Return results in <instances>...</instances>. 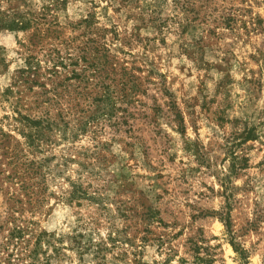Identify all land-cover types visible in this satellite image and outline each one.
<instances>
[{
	"label": "rangeland",
	"instance_id": "obj_1",
	"mask_svg": "<svg viewBox=\"0 0 264 264\" xmlns=\"http://www.w3.org/2000/svg\"><path fill=\"white\" fill-rule=\"evenodd\" d=\"M7 21L1 90L28 54L49 48L63 65L48 190L24 212L61 235L52 264H242L230 231L247 264H264V0H0ZM123 68L135 87L79 131L92 83ZM72 183L92 197L70 199Z\"/></svg>",
	"mask_w": 264,
	"mask_h": 264
},
{
	"label": "trees",
	"instance_id": "obj_2",
	"mask_svg": "<svg viewBox=\"0 0 264 264\" xmlns=\"http://www.w3.org/2000/svg\"><path fill=\"white\" fill-rule=\"evenodd\" d=\"M14 26H17L14 21L0 22V29H13ZM39 50H42V46ZM43 51L45 53L42 59L28 54L23 66L12 76L10 85L0 89V106L8 109V112L0 117V184L6 194L5 216L0 223V229L5 230L4 242L0 245V264H52V260L62 254L61 235L39 229L38 221L24 214L27 211L33 213L42 210V202L48 190L47 176L52 171L48 161L55 157L45 155L44 144L62 124V111L51 114L49 110L53 105L62 104L59 86V68L63 67L62 60L53 54L52 49ZM1 65H4V59L0 56ZM95 75L96 78L101 77L100 74ZM84 76L88 80L87 75ZM109 80L110 83L99 80L92 83V87L96 88L91 97L93 113L83 116V119L77 122L79 131H85L100 117L105 120L113 117L118 109L116 92L121 91L118 86L135 87L129 72L124 68L122 73L115 74ZM35 86L40 87V91L36 92V101L22 97ZM39 96L43 97L38 99ZM41 102L47 109L31 115L28 111ZM75 185V189L69 194L70 199L92 197L81 185ZM223 220L226 230L230 231L229 217L225 216ZM230 232L232 247L238 253L242 264H247L245 250L237 247Z\"/></svg>",
	"mask_w": 264,
	"mask_h": 264
}]
</instances>
